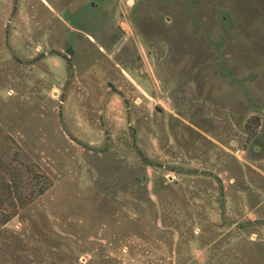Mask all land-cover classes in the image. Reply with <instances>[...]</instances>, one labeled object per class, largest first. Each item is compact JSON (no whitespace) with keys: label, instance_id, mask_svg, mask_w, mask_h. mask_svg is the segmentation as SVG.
I'll return each instance as SVG.
<instances>
[{"label":"rangeland","instance_id":"obj_1","mask_svg":"<svg viewBox=\"0 0 264 264\" xmlns=\"http://www.w3.org/2000/svg\"><path fill=\"white\" fill-rule=\"evenodd\" d=\"M0 172V264H264V0H0Z\"/></svg>","mask_w":264,"mask_h":264},{"label":"trees","instance_id":"obj_2","mask_svg":"<svg viewBox=\"0 0 264 264\" xmlns=\"http://www.w3.org/2000/svg\"><path fill=\"white\" fill-rule=\"evenodd\" d=\"M25 169L36 186L35 193L43 195L49 188V180L46 183L47 179L44 174L37 172L32 163H27ZM25 205L24 198L21 196L15 181L10 180L4 173L0 172V227H4L10 222Z\"/></svg>","mask_w":264,"mask_h":264},{"label":"flooded vegetation","instance_id":"obj_3","mask_svg":"<svg viewBox=\"0 0 264 264\" xmlns=\"http://www.w3.org/2000/svg\"><path fill=\"white\" fill-rule=\"evenodd\" d=\"M99 5V4H98Z\"/></svg>","mask_w":264,"mask_h":264}]
</instances>
